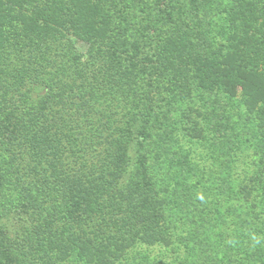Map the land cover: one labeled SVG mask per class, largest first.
Masks as SVG:
<instances>
[{
  "label": "trees",
  "instance_id": "trees-1",
  "mask_svg": "<svg viewBox=\"0 0 264 264\" xmlns=\"http://www.w3.org/2000/svg\"><path fill=\"white\" fill-rule=\"evenodd\" d=\"M214 94L264 143V0H0V264H264V155L242 133L224 176L199 163ZM169 141L239 196L233 225L171 213Z\"/></svg>",
  "mask_w": 264,
  "mask_h": 264
},
{
  "label": "rangeland",
  "instance_id": "rangeland-1",
  "mask_svg": "<svg viewBox=\"0 0 264 264\" xmlns=\"http://www.w3.org/2000/svg\"><path fill=\"white\" fill-rule=\"evenodd\" d=\"M214 95L216 96V98L214 99L206 97V99L202 98V100H206L205 102L211 104V106H216L215 109L209 108L208 114L210 117L209 124H211L209 132H211V134H216L217 137L212 141V143L210 141L207 142L205 153L208 154V156L203 158L201 161L199 159V163L204 164L206 166V170L209 169L211 171H215L220 176H224L225 169L223 164L227 161V159L230 158L228 155L230 153L233 154L234 156H232V159H235V157L237 156L238 151L234 150V142L237 141V137H240L241 134L244 133L245 137L250 136L249 138L253 139L256 146H253L254 148L251 149V154L253 150H256L255 153L264 155V143L262 142V140H259V138H257L259 133L255 128H253L252 126H246L244 129H242L236 126L235 122L232 121L230 117H227L226 113L229 109H237L236 104H229L227 103L225 98L217 96V94ZM213 100H215V102H213ZM195 102L196 101H191L190 103L194 104ZM193 117L200 119V125L205 126L206 121L203 119V117H198L196 114H193ZM230 122H234V125L228 126ZM191 125L194 126V123H191ZM221 134L228 135L229 137L227 139H217L218 137L220 138ZM166 142H168V140ZM169 143L171 144L169 147L170 150H168V148L164 149V142H162L161 149L163 154L161 158L163 159L160 160L162 166L160 170L162 172L164 183L167 182L166 187L169 190V196L171 197L173 202L171 213H173L176 217H178L180 213H183L181 216L184 219L181 221V223H186L189 229L196 230V228L198 227V222L202 219L201 216H204L206 220L208 219V215L207 212H205V209L209 207L212 210L211 212H214V215L217 217V219H222L224 214H228L226 217L228 218L226 222H228L227 224L233 225L234 220H237L239 214L241 213V206H243L242 200L239 198V196H235L234 198L229 199L227 197V194H230L231 192L230 196L232 197L234 195V191L231 190L229 185L225 186L223 184V181L219 178L216 179V185L222 186L221 190L219 188L214 189L215 187H209L210 183H208L207 186L209 187V189L207 187L197 185L198 182L195 178L197 174L194 172L195 169L192 167L191 163L188 162L186 154L185 157L183 156V148L176 147L171 141H169ZM256 157L259 159V156ZM188 159H190L192 163L194 161L196 162L197 160L196 156L194 155L188 157ZM173 163L175 164V166H172ZM223 186L225 188H223ZM213 191L215 193H213ZM206 196H209L208 200L204 198ZM12 199L13 197L8 203L10 206H13V203L15 202ZM202 199L207 200V203H203ZM248 206L249 204H247L246 206L247 209ZM215 216H211L210 218V221L213 225L214 221L216 220ZM21 220L24 222L18 221L14 212L10 211L5 220L2 221L3 225H5L6 229L9 231V237L12 238L13 236H15L20 226L21 228L23 227V229L25 228L28 218L23 217ZM234 228L235 227H233V230ZM221 232H223V234L224 232L228 234L230 232L229 226L224 225V227L221 228ZM19 233L21 234V236L24 235V232L22 231ZM224 239L225 241L228 240L227 235H224ZM223 248V244L221 246H218L219 251H221ZM260 250L262 251L261 254L264 258V243L262 244V248ZM238 254L239 256H237V254H234L236 259H234L235 263L233 264H253L255 263L254 261L257 260L253 259V256L249 255L247 252H245V250H239Z\"/></svg>",
  "mask_w": 264,
  "mask_h": 264
}]
</instances>
